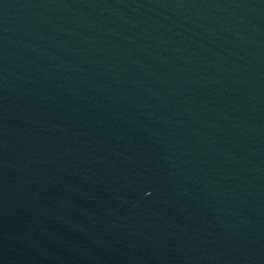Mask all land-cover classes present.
Masks as SVG:
<instances>
[{
    "label": "water",
    "instance_id": "obj_1",
    "mask_svg": "<svg viewBox=\"0 0 264 264\" xmlns=\"http://www.w3.org/2000/svg\"><path fill=\"white\" fill-rule=\"evenodd\" d=\"M0 264H264V0H0Z\"/></svg>",
    "mask_w": 264,
    "mask_h": 264
}]
</instances>
